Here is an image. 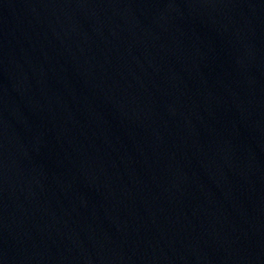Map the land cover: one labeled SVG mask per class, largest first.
Returning a JSON list of instances; mask_svg holds the SVG:
<instances>
[{"label": "water", "instance_id": "1", "mask_svg": "<svg viewBox=\"0 0 264 264\" xmlns=\"http://www.w3.org/2000/svg\"><path fill=\"white\" fill-rule=\"evenodd\" d=\"M0 264H264V0H0Z\"/></svg>", "mask_w": 264, "mask_h": 264}]
</instances>
